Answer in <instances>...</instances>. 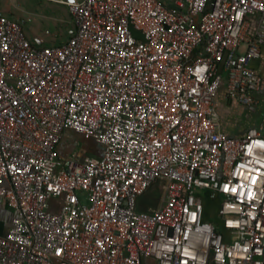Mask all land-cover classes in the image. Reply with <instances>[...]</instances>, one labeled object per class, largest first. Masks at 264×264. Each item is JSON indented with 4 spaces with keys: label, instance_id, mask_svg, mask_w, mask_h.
<instances>
[{
    "label": "built area",
    "instance_id": "2783aa9c",
    "mask_svg": "<svg viewBox=\"0 0 264 264\" xmlns=\"http://www.w3.org/2000/svg\"><path fill=\"white\" fill-rule=\"evenodd\" d=\"M46 1L73 15L65 43L0 12V264H264V134L214 106L223 82L255 103L264 0ZM66 130L102 154L63 157Z\"/></svg>",
    "mask_w": 264,
    "mask_h": 264
},
{
    "label": "rangeland",
    "instance_id": "374dc122",
    "mask_svg": "<svg viewBox=\"0 0 264 264\" xmlns=\"http://www.w3.org/2000/svg\"><path fill=\"white\" fill-rule=\"evenodd\" d=\"M0 12L18 21L23 26L26 37L36 46L65 43L76 28L73 15L68 7L46 0H0ZM71 144H75L76 147L71 153L65 155L66 158L82 157L81 154L77 155L80 150H83L85 155L97 156L91 149L101 147L94 139L86 138L73 130H68L62 141V147L66 148L67 145L70 146ZM208 199V211L211 216L213 215L212 221L215 222V214L220 201L218 198L213 199L210 194ZM159 201L160 182L138 198V211L156 207ZM9 221L10 218H4L0 221V225L6 226Z\"/></svg>",
    "mask_w": 264,
    "mask_h": 264
},
{
    "label": "crops",
    "instance_id": "0c3cea01",
    "mask_svg": "<svg viewBox=\"0 0 264 264\" xmlns=\"http://www.w3.org/2000/svg\"><path fill=\"white\" fill-rule=\"evenodd\" d=\"M256 18L251 19V26L249 34H254L256 30ZM243 48V47H242ZM253 68L258 74L262 76V86L259 91L255 93V103L252 105H243L234 99L227 96L226 82H223L219 88L215 98L214 106L219 118L221 129L230 136H243L249 128L261 127L264 134V44L261 48V56L252 63ZM256 119V120H255ZM66 130L60 142V154L66 157V154L71 153L76 145H67L62 147V141L66 136ZM95 153L101 155L102 148L94 147L91 149ZM83 153V154H82ZM83 150H80L77 155H85ZM3 212V211H2ZM5 218V213L0 216V219Z\"/></svg>",
    "mask_w": 264,
    "mask_h": 264
},
{
    "label": "water",
    "instance_id": "95a60500",
    "mask_svg": "<svg viewBox=\"0 0 264 264\" xmlns=\"http://www.w3.org/2000/svg\"><path fill=\"white\" fill-rule=\"evenodd\" d=\"M95 154H96L97 156H100V155L97 154V153H95ZM215 222L218 223V224H221V222H220L219 220H217V218H216Z\"/></svg>",
    "mask_w": 264,
    "mask_h": 264
},
{
    "label": "flooded vegetation",
    "instance_id": "af4514ba",
    "mask_svg": "<svg viewBox=\"0 0 264 264\" xmlns=\"http://www.w3.org/2000/svg\"><path fill=\"white\" fill-rule=\"evenodd\" d=\"M3 214V212L2 211H0V216Z\"/></svg>",
    "mask_w": 264,
    "mask_h": 264
},
{
    "label": "trees",
    "instance_id": "16d2710c",
    "mask_svg": "<svg viewBox=\"0 0 264 264\" xmlns=\"http://www.w3.org/2000/svg\"><path fill=\"white\" fill-rule=\"evenodd\" d=\"M153 187V186H152ZM156 204V203H155ZM157 206V205H156Z\"/></svg>",
    "mask_w": 264,
    "mask_h": 264
}]
</instances>
